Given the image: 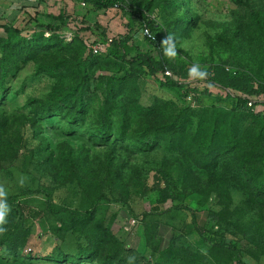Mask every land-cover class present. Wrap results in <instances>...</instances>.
Wrapping results in <instances>:
<instances>
[{
    "label": "rangeland",
    "instance_id": "rangeland-1",
    "mask_svg": "<svg viewBox=\"0 0 264 264\" xmlns=\"http://www.w3.org/2000/svg\"><path fill=\"white\" fill-rule=\"evenodd\" d=\"M77 1L58 0L51 6L57 14L63 10L73 16L58 33L62 46L56 44L40 50L38 59L22 67L0 100V184L5 187L7 197L16 196L17 206L8 203L11 208L8 225L22 222L29 229L23 254L48 256L58 248L75 251L76 234L62 231L61 227L70 224V211L95 208L94 219L81 240L84 244L96 233L108 231L122 243L126 256L129 254L139 264H150L147 261L159 257L172 240L191 250L184 258L180 253L169 256V264H235L234 257L222 252L199 260L189 256L205 248L194 230L190 212L181 208L187 206L196 211L198 223L211 235L237 243L247 264H264L263 209L255 200L247 175V166L254 165L250 156L254 154L256 160L261 159L264 137L256 139L254 132L245 134L242 147L219 156L215 166L205 170L196 167L191 157L171 152L166 145L151 152H129L114 143L95 146L84 140L82 133L69 136L57 127H50L46 120L36 119L28 100L46 98L53 86L69 85L85 71L92 97L90 113L81 130L100 121L105 81L122 67L106 57L113 48L112 37L132 33L136 44L156 54L146 43L145 26L140 25L136 14L118 8L97 11L81 7ZM184 2L194 24L182 27L168 24L176 20L179 10L162 9L159 0H136L130 7L145 12L147 21H155L163 40L173 35L177 46L175 58L191 67L199 64L208 68L220 60H228L234 70L243 67L258 80L264 78V35L256 28L253 17L256 11L264 20V0ZM36 33L32 30L29 39ZM44 35L50 37L52 33L47 31ZM0 36L4 38L6 34L1 30ZM95 46L101 48L98 53L93 52ZM119 100L120 107L135 108L136 104L139 108L155 109L146 116L150 121L134 119L131 128L125 131L128 135L135 134L142 125L167 121L182 105L172 91L161 88L149 75L129 83ZM204 106V109L192 106L188 129L196 128L201 117L207 118L208 112L215 108L209 100ZM114 117L113 131L117 133L118 117ZM240 118L238 128L244 132L255 125L251 116L239 115ZM53 122L56 126L65 124L58 117ZM161 168L173 173L181 200L157 204L164 186L158 172ZM25 190L50 191L56 207L64 211L51 212L43 193L21 194ZM210 212H216L217 219H212ZM0 262L54 264L45 259L30 263L7 261L1 249Z\"/></svg>",
    "mask_w": 264,
    "mask_h": 264
},
{
    "label": "trees",
    "instance_id": "trees-1",
    "mask_svg": "<svg viewBox=\"0 0 264 264\" xmlns=\"http://www.w3.org/2000/svg\"><path fill=\"white\" fill-rule=\"evenodd\" d=\"M77 2L81 7L86 6L88 9L97 11L118 8L123 12L136 14L140 25L145 26L143 37L146 43L154 48L156 54L136 44L132 33L128 32L122 37H112L110 42L113 48L106 57L120 63L122 67L120 72L109 76L105 81L100 121H94L90 128L81 130L88 119L89 103L92 97L85 71L79 80L69 85L53 86L46 98L28 100L27 104L33 109L36 119L46 120L50 127H57L69 136L82 133L86 137L84 140L95 146L114 143L129 152H151L166 145L171 152L191 157L196 167L205 170L212 169L219 156L232 153L242 147L245 134L252 135L254 132L256 139L264 137V78L258 80L243 67L234 70L228 60H220L206 68L207 79H189L188 72L191 66L182 59H169L164 56L163 38L157 32L160 28L155 21L146 20L145 12L130 7L136 0H78ZM159 2L162 9L172 11L178 9L180 12L176 20L168 23L169 25L177 24L182 27L194 24L184 0H159ZM72 17L71 14L62 10L58 14H36L35 17L22 19L18 24L17 22L0 24V33L2 30L6 34L4 38L0 36V100L3 99L9 83L22 67L29 61L38 59L40 50L49 49L56 44L62 46L58 33L69 25ZM253 17L256 28L264 35V20L256 11L253 12ZM47 18L49 21H40ZM88 29L89 27L84 28V30ZM32 30H36L37 33L29 39L28 35ZM47 31L52 33L50 37L44 35ZM80 40L83 41L81 38ZM145 75L154 77L161 88L172 91L182 105L170 115L171 118L167 121H162L158 125L144 123L145 125H142L135 134L128 135L125 131L131 128L134 119L137 118L140 122L150 121L146 116L155 110L151 107L139 108L136 104L135 108L120 107L119 98L123 95L126 86L129 83H135ZM206 100L213 102L214 110L212 112L206 110L209 111L208 117L202 116L196 128L188 129L191 126L189 115L192 114V106H201L204 109ZM114 115L118 117L119 132L117 133L113 131L116 119ZM138 115H142V118ZM239 115L253 118L255 125L251 128L252 130L248 128L244 132L238 128L241 123V118L238 119ZM56 117L58 121L62 120L65 124L56 126L53 122ZM250 157L254 165L252 168L247 166L249 184L255 200L257 199L262 205L264 217V150L261 159L256 160L254 154ZM256 163L260 165L255 166ZM191 167L194 168V166ZM158 172L164 186L159 191L157 204H164L170 199L181 200L182 196L175 188L173 173L166 168H161ZM29 193H43L51 212L64 211V208L56 207L50 191L21 192L25 195ZM7 203L17 206L16 196L7 197ZM181 208L190 212L194 230L204 242L205 250L200 248L189 255L193 260L207 259L215 256L216 252H222L234 257L235 264H247L237 243L211 235L198 223L195 210L187 206H181ZM70 214V224H63L61 230L76 234L78 241L75 251L68 252L58 248L48 256H39L34 253L23 254L29 229L26 230L22 222L8 225L11 222L9 220L4 225L7 231L0 234V249L4 259L27 263L45 259L54 264H129L130 255L126 256L127 251L122 247V243L108 231L96 233L86 244L81 242L84 232L94 219L95 208L85 212L70 211ZM209 215L212 219H217L216 212H210ZM176 244L177 242L172 240L159 257L148 260L147 263L169 264L171 262L169 256H174L176 253H180L182 258L186 257L191 249L185 247L184 243H179V246ZM0 264L7 263L0 262ZM131 264L139 263L131 260Z\"/></svg>",
    "mask_w": 264,
    "mask_h": 264
},
{
    "label": "crops",
    "instance_id": "crops-1",
    "mask_svg": "<svg viewBox=\"0 0 264 264\" xmlns=\"http://www.w3.org/2000/svg\"><path fill=\"white\" fill-rule=\"evenodd\" d=\"M58 0H0V24L20 22L36 14L52 13L51 6Z\"/></svg>",
    "mask_w": 264,
    "mask_h": 264
},
{
    "label": "clouds",
    "instance_id": "clouds-1",
    "mask_svg": "<svg viewBox=\"0 0 264 264\" xmlns=\"http://www.w3.org/2000/svg\"><path fill=\"white\" fill-rule=\"evenodd\" d=\"M163 44V54L165 57L169 59H174L177 56V46L175 42V38L173 35L169 34L162 41ZM189 79L192 80H205L208 77V72L205 67H202L199 64H194L188 72ZM21 186L24 185V180L20 181ZM7 191L5 187L0 184V234L7 231L4 225L7 224V216L11 211L9 204L7 203ZM131 264V259L129 261Z\"/></svg>",
    "mask_w": 264,
    "mask_h": 264
},
{
    "label": "built area",
    "instance_id": "built-area-1",
    "mask_svg": "<svg viewBox=\"0 0 264 264\" xmlns=\"http://www.w3.org/2000/svg\"><path fill=\"white\" fill-rule=\"evenodd\" d=\"M100 50H101V48H99L97 46L93 47V52L94 53H98Z\"/></svg>",
    "mask_w": 264,
    "mask_h": 264
}]
</instances>
